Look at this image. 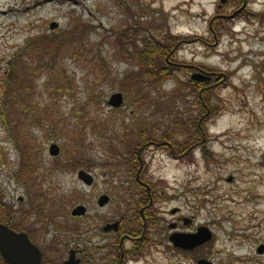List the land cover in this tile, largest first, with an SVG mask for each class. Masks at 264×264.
Segmentation results:
<instances>
[{
	"label": "rangeland",
	"instance_id": "1",
	"mask_svg": "<svg viewBox=\"0 0 264 264\" xmlns=\"http://www.w3.org/2000/svg\"><path fill=\"white\" fill-rule=\"evenodd\" d=\"M219 4L0 0V218L14 225L22 222L17 207L34 212L23 223L48 226L37 242L48 264H60L70 247L95 253L109 244L105 224L141 227L135 216L145 194L130 186L140 163L134 144L149 140L164 147L140 153L141 176L164 213L166 235L170 221L193 216L191 228H207L212 240L187 256L165 238L160 247L152 242L131 254L127 264H264L251 243L258 231L264 238V0H245L246 17L230 18L239 8ZM217 10L226 18L211 28ZM53 22L58 28L50 30ZM128 27L181 39L169 45L176 77L148 83L128 58L133 49L123 53L117 43ZM181 67L219 81L195 89L192 71ZM114 93L124 96L120 108L107 103ZM142 130L141 141L131 144ZM171 133L170 145L164 143ZM51 144L58 157L50 156ZM81 169L92 176L91 186L77 179ZM101 195L110 199L104 208L97 205ZM77 205L86 214L72 218Z\"/></svg>",
	"mask_w": 264,
	"mask_h": 264
},
{
	"label": "flooded vegetation",
	"instance_id": "2",
	"mask_svg": "<svg viewBox=\"0 0 264 264\" xmlns=\"http://www.w3.org/2000/svg\"><path fill=\"white\" fill-rule=\"evenodd\" d=\"M220 1V0H219ZM229 0H224V4L228 3ZM222 6V5H221ZM243 6L241 7V9L239 10H235L234 12H238L236 15H240V13L246 8H244L242 10ZM218 10L216 11V13L214 14V18H223L225 19V17L221 16L220 14L218 15ZM2 15H5L6 13H1ZM58 28V25L55 29ZM50 29V27H49ZM53 29V30H55ZM51 30V29H50ZM169 62V61H168ZM190 70L192 71L191 74H202L205 76H208V80L207 81H201V82H196V81H192L195 89H197L199 86H206V87H212L215 86L214 82H218L219 79H217V75L211 72H206L203 70H200L197 67H190ZM215 75V76H214ZM211 88V89H212ZM194 89V90H195ZM144 133V132H143ZM54 145V144H51ZM51 145L49 146V148L51 147ZM141 146L140 149L136 152V154H134L136 156V159L138 160L139 163V167L137 169L136 174L134 175V186H130L131 189L132 188H137V190H141L144 192V197L143 200L139 203L138 210L136 213V221H138L139 223H141V227L139 228H132V227H123L122 226V222L121 221H115L113 223L110 224H105L101 229L103 232L105 233H111L113 240L111 242H109V244H104L102 246H96V249L94 251H96L95 253H92L90 251H87L85 248H81L80 246L77 247H70L68 249V255L67 258L62 260V262H60V264H64L66 261L69 260L70 254H73L74 260L76 262V264H127V262L130 260V255H137L140 253V251L142 252V250H145L149 245H151V243H157L158 247H160L163 244L164 239L166 238L168 244L170 245L171 248L175 249L176 251H178L179 253H182L184 255H193L195 254L196 250L199 248H203L207 243H204L203 245L194 248L193 250H184L181 249L179 247H173V244L170 241V237L173 233H177L178 234H195L198 230V228H191L194 226V217H190V218H186V217H176L173 221H170V223L167 225V229L169 230V232L171 231V233L168 235H166L165 231V226L164 223L165 219L163 218L164 213L160 211L159 208H157L156 206V202H155V198L153 196V193L151 192V188L150 186H148L149 184L147 182H145L143 176L142 175V170H143V164H142V159L140 158L141 155L140 153H142V151H146L148 148H155L156 150H161L163 151V145L162 144H158L157 142H148L146 141V143L144 144H140ZM165 145V144H164ZM59 148V147H58ZM59 154H60V150H59ZM59 154L57 156H52L53 158L58 157ZM171 159H174L177 161V157H171ZM82 171V169L80 170ZM77 173V179L79 178V172ZM85 172V171H84ZM87 173V172H86ZM89 174V173H87ZM90 175V174H89ZM91 176V175H90ZM92 178V176H91ZM83 184L91 186L93 184V178H92V182L91 184H86L84 183L81 179H79ZM227 181V182H231ZM103 196V195H101ZM99 196V198L101 197ZM107 198L108 196L105 195ZM98 199V198H97ZM30 200V199H29ZM99 200V199H98ZM98 200H97V205H98ZM109 198H108V202L105 204L107 205L109 203ZM17 201L22 204L23 201H26L25 198L19 196L17 197ZM29 204V202H28ZM99 206V207H103L104 206ZM78 206H82V205H77ZM76 207H74L73 209H75ZM86 209V208H85ZM84 209V210H85ZM72 210L70 211V216L72 218H80V217H84V215L86 214V210L85 213L83 215L80 216H72L71 215ZM16 214V216H20L21 217V221L17 224H14V228H11V230L13 229L15 232L18 233H25L29 240L40 250L41 255H42V263L41 264H48V262L45 260V255L43 250L41 249V247L38 246L37 242H40L41 240H44L46 237V234L43 232L45 231V229H48V226L42 223V221H40L42 224L41 225H27L25 226L23 222H27L29 221V218L34 215V212L32 213L31 211H25V212H21V210L19 211V207H17L16 212H14ZM177 213H179V209H175L172 212H170V215H177ZM41 217L43 218L44 216H46V214L44 212L38 211L37 212V217ZM27 220V221H24ZM114 224H117L116 228H112V226ZM7 225V224H5ZM8 226V225H7ZM10 227V226H8ZM259 227V225L257 226ZM191 228V229H190ZM200 228V227H199ZM262 231V230H261ZM261 231L256 233V239L251 242L252 245L254 246L253 249V253L256 255L257 258L260 257H264V238H262L260 236ZM56 234V232L54 233ZM154 236V238H153ZM60 239V238H57ZM152 239V240H151ZM170 249V248H169ZM197 262V261H196ZM53 264H56L53 262ZM196 264V263H195Z\"/></svg>",
	"mask_w": 264,
	"mask_h": 264
},
{
	"label": "water",
	"instance_id": "3",
	"mask_svg": "<svg viewBox=\"0 0 264 264\" xmlns=\"http://www.w3.org/2000/svg\"><path fill=\"white\" fill-rule=\"evenodd\" d=\"M224 0H220V4L217 7L221 8ZM238 12L230 15V18L236 16ZM57 23L53 22L49 24L51 30L57 27ZM208 76L202 74H192L191 80L196 82L207 81ZM108 105L112 108H119L123 104V95L121 93H114L108 100ZM49 154L51 156H57L59 154L58 147L54 144L49 148ZM86 184H91L92 178L84 171L79 172V178ZM231 178L228 180L230 181ZM98 205L103 206L108 202V198L103 195L98 198ZM84 206H78L72 210V216H80L85 213ZM117 224H114L112 228H116ZM170 237V241L173 247H179L184 250H193L196 247L203 245L204 243L212 240V233L204 227L198 228L195 234H178L173 233ZM0 256L6 264H41L42 255L40 250L29 240L25 233H18L11 230L8 226L0 224ZM64 264H76L73 254H70L69 260ZM196 264H212L208 260H198Z\"/></svg>",
	"mask_w": 264,
	"mask_h": 264
},
{
	"label": "trees",
	"instance_id": "4",
	"mask_svg": "<svg viewBox=\"0 0 264 264\" xmlns=\"http://www.w3.org/2000/svg\"><path fill=\"white\" fill-rule=\"evenodd\" d=\"M234 3L235 6H237V8H241L242 4L245 3V0H229L228 5ZM248 11L245 8L239 16H244L246 17V15H248ZM214 16V15H213ZM252 18L256 17V15H250ZM217 20V26L220 27L221 26V19H217L211 16V19L209 20L210 23V27L214 26L212 23ZM222 21H225V19ZM216 24V23H215ZM212 28V27H211ZM129 33V35H128ZM160 33H166L165 31H161ZM213 35V34H212ZM157 38L156 33L152 32L151 30L146 31L145 29L142 28H133L132 27H128V29L125 32H120L119 36H118V41L117 43L120 45V47L122 46V52L126 53L124 51V48L126 47H130L131 49H133V51L131 52V55H129V59L130 60H134L136 59L141 71L145 73V75L148 78V83L151 85H159L161 82H163L166 78L168 77H176V74L174 73V65L171 62V58L170 57V51L169 49L174 47L175 45L169 47V45H171L174 41L177 42L175 43L176 45L180 43L181 39L178 38H171L168 34H163L161 39ZM38 42V41H35ZM33 43L31 42L29 45H31L33 43L34 46V50H40L41 47V43ZM142 44L140 49L138 50V44ZM52 45L48 44L46 49H51L52 50ZM169 47V48H168ZM169 61V62H168ZM189 67V66H188ZM187 67V68H188ZM180 70L182 71H186V72H191L190 68L186 69V68H180ZM215 76V75H214ZM190 82L192 83V81L190 80ZM175 127L178 126L177 124L175 125ZM143 130L142 132H139L137 134V138L136 140L131 143L134 144L136 141H141L142 136L143 135ZM149 135V134H148ZM173 133H171L170 135L163 137L162 140H164V143H169L170 145V141H171V137H173ZM193 137H195V135H193ZM149 141H153V140H149ZM142 144V143H141ZM190 144V143H189ZM136 147H139L140 144L136 145L134 144ZM166 146V145H165ZM188 146V145H187ZM186 147V146H185ZM186 149V148H183ZM130 151V150H129ZM129 151L127 152V154L129 153ZM127 162H132V164L134 163V159H130V157L128 156V159L126 160ZM26 166L28 168L29 167V163L26 162ZM0 198H1V194H0ZM8 220L3 221L0 218V224H7L8 226H10V228H14V225H12V223ZM141 252V251H140ZM0 264H6L4 262V260L1 258L0 256Z\"/></svg>",
	"mask_w": 264,
	"mask_h": 264
}]
</instances>
